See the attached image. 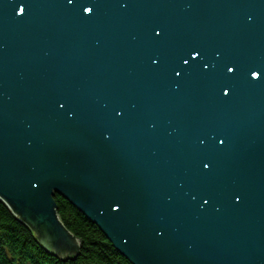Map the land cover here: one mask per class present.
Returning <instances> with one entry per match:
<instances>
[{"label":"water","instance_id":"1","mask_svg":"<svg viewBox=\"0 0 264 264\" xmlns=\"http://www.w3.org/2000/svg\"><path fill=\"white\" fill-rule=\"evenodd\" d=\"M55 196L131 264H264V0H0V200L69 257Z\"/></svg>","mask_w":264,"mask_h":264},{"label":"trees","instance_id":"2","mask_svg":"<svg viewBox=\"0 0 264 264\" xmlns=\"http://www.w3.org/2000/svg\"><path fill=\"white\" fill-rule=\"evenodd\" d=\"M54 201L59 221L80 242L77 254L69 257L47 254L34 231L19 222L0 201V264H129L69 202L60 196H55ZM15 256L22 260L16 261Z\"/></svg>","mask_w":264,"mask_h":264},{"label":"snow or ice","instance_id":"3","mask_svg":"<svg viewBox=\"0 0 264 264\" xmlns=\"http://www.w3.org/2000/svg\"><path fill=\"white\" fill-rule=\"evenodd\" d=\"M68 3L71 4V3H72V0H68ZM27 6H30V5H27V4H26V5H24V6H21L20 11H24V8L27 7ZM91 10H92L91 8H87V7L84 8V11H85V12H90ZM192 55L195 56V55H197V53H196V52H193ZM185 63H187V61H185ZM204 67L207 68L208 66L205 65ZM228 71L231 72L232 69L229 68ZM260 74H261V73H260L259 71H257V70H251V71H250V75H251V77H257V76H259ZM177 75H179V74H177ZM225 91H227V89H225ZM61 107H63V105H61ZM221 143H222V142H221ZM204 167L207 168L208 165L205 164ZM193 199H195V197H193ZM237 199H239V197H237Z\"/></svg>","mask_w":264,"mask_h":264},{"label":"rangeland","instance_id":"4","mask_svg":"<svg viewBox=\"0 0 264 264\" xmlns=\"http://www.w3.org/2000/svg\"><path fill=\"white\" fill-rule=\"evenodd\" d=\"M1 201V200H0ZM2 202V201H1ZM3 203V202H2ZM4 205H6L5 203H3ZM7 206V205H6ZM8 207V206H7ZM13 213V212H12ZM13 216L19 221V222H21L18 218H17V216L13 213ZM103 234V233H102ZM104 235V234H103ZM105 237V236H104ZM75 238V237H74ZM106 238V237H105ZM107 239V238H106ZM77 240V242H78V245H79V241H78V239H76ZM108 240V239H107ZM109 242V241H108ZM110 243V242H109ZM112 246V245H111ZM47 253V252H46ZM47 254H49V253H47ZM51 255V254H50ZM52 256H54V255H52ZM121 256V255H120ZM123 257V256H122ZM15 259H16V261H18V262H20L22 259L20 258V257H17V256H15L14 257ZM64 259V258H63ZM129 264H131L129 261H127ZM16 264H17V262H16ZM27 264H29V263H27Z\"/></svg>","mask_w":264,"mask_h":264},{"label":"bare ground","instance_id":"5","mask_svg":"<svg viewBox=\"0 0 264 264\" xmlns=\"http://www.w3.org/2000/svg\"><path fill=\"white\" fill-rule=\"evenodd\" d=\"M120 255V254H119Z\"/></svg>","mask_w":264,"mask_h":264}]
</instances>
